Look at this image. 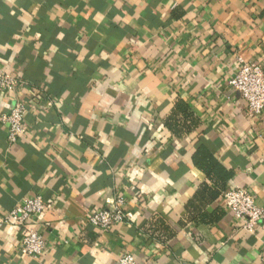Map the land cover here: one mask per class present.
Segmentation results:
<instances>
[{
    "label": "crops",
    "instance_id": "obj_1",
    "mask_svg": "<svg viewBox=\"0 0 264 264\" xmlns=\"http://www.w3.org/2000/svg\"><path fill=\"white\" fill-rule=\"evenodd\" d=\"M239 57L264 65V0H0V70L23 81L0 90V117L27 105L16 143L0 119V222L47 203L0 227V264H261L264 234L222 195L244 186L264 207V110L249 117L229 86ZM201 148L223 183L195 164ZM116 197L131 221L88 223ZM27 228L46 241L36 259Z\"/></svg>",
    "mask_w": 264,
    "mask_h": 264
},
{
    "label": "built area",
    "instance_id": "obj_2",
    "mask_svg": "<svg viewBox=\"0 0 264 264\" xmlns=\"http://www.w3.org/2000/svg\"><path fill=\"white\" fill-rule=\"evenodd\" d=\"M234 76L228 81L229 86L245 100V113L249 117H260L264 110V65L253 60L239 57V66ZM23 82L0 70V90L14 91ZM27 105L23 100L15 99L10 110L0 119L7 129V140L14 144L26 132L25 114ZM223 203L246 232L264 234V207H259L255 196L244 186H236L225 190ZM124 198L116 197L108 200L102 209L95 210L86 218L89 224L100 230H109L115 224L132 220V213L124 208ZM43 197L35 195L22 199L21 203L8 210L0 222L3 224L26 225L33 215L43 213L46 208ZM21 254L38 258L46 248V241L35 228H27L22 238ZM261 264H264V245L260 251ZM119 264H138L130 254L119 257Z\"/></svg>",
    "mask_w": 264,
    "mask_h": 264
},
{
    "label": "trees",
    "instance_id": "obj_3",
    "mask_svg": "<svg viewBox=\"0 0 264 264\" xmlns=\"http://www.w3.org/2000/svg\"><path fill=\"white\" fill-rule=\"evenodd\" d=\"M184 108L185 107H183V105L180 103L177 105L176 111L182 112ZM173 119H175V111L172 114V117L169 121ZM171 124L172 122L169 123V127H171ZM194 156H195L194 157L195 164L200 169H202L205 172V174L208 175V177L217 180L218 183H223L231 176L230 173L226 171L222 166H220L217 163V161L214 159V157L210 153H208V151H206L204 148L199 149L194 154Z\"/></svg>",
    "mask_w": 264,
    "mask_h": 264
}]
</instances>
